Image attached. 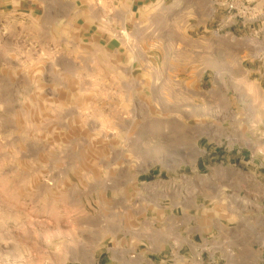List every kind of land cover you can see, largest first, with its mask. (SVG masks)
Wrapping results in <instances>:
<instances>
[{
	"label": "rangeland",
	"instance_id": "374dc122",
	"mask_svg": "<svg viewBox=\"0 0 264 264\" xmlns=\"http://www.w3.org/2000/svg\"><path fill=\"white\" fill-rule=\"evenodd\" d=\"M113 1L0 4V264H264V0ZM232 34L260 49L220 68Z\"/></svg>",
	"mask_w": 264,
	"mask_h": 264
},
{
	"label": "crops",
	"instance_id": "0c3cea01",
	"mask_svg": "<svg viewBox=\"0 0 264 264\" xmlns=\"http://www.w3.org/2000/svg\"><path fill=\"white\" fill-rule=\"evenodd\" d=\"M166 0H115L113 1L118 3V4H137V3H141V4H150V5H160V4H165ZM253 6L257 9H259L260 7V0H252ZM69 0H0V4L1 5H5L6 7H8L9 9H12L13 12H15V10H19V8L22 6L27 5L30 13L31 14H35L36 12V8L37 6H42V8H44L45 5H50V6H58V8H56V10H59V6L61 5H65L68 4ZM173 5H179V6H186V19L187 20H196L199 19L200 16H204V18L213 15L215 13V11L217 9H224L225 13L222 16V20H224L225 18H227L229 20L230 23L233 22V12L230 10H226V0H171ZM18 7V8H17ZM212 33V32H211ZM211 35V34H210ZM213 35V34H212ZM231 40H232V44L228 45L224 42H210L208 43L209 47H213L214 45H220V47H222V49L220 50V52H223L219 55V57L214 58L215 62L217 63V65L220 68H224V66L226 67V65L232 60V58L229 55V52L234 54V60L236 62V65H242L243 66V61L245 59H251L253 56H255V52H258L256 50L260 49L258 47H254L250 44H246L244 42V40L242 38L238 39V36L236 34H232L231 36ZM206 45V46H208ZM213 48H210L209 50H207V53H211ZM260 51V50H259ZM213 53V52H212ZM264 54V51H263ZM212 59V58H210ZM200 68L205 70L207 69L206 65H200ZM246 73L249 75L250 74V69H245ZM258 78H262V74L259 73L258 74ZM244 85H248L247 80L243 81ZM249 89L246 88H242L241 93H242V97L243 100L245 102H247V104L255 101V97L251 96L249 93ZM253 105V104H252ZM253 112H255V110H252ZM236 113H238L236 111ZM234 143L231 142V146L228 147V151L229 155L227 156V159L230 158L231 155H234V153H237L238 150L234 149ZM235 150V151H234ZM237 155V154H236ZM238 157V156H236ZM243 158V156L239 157ZM231 176L228 174H223V173H211L209 174V179L211 181H218L220 180V182H223L224 180L229 179ZM261 179V177H260ZM219 193H223L222 190L219 191ZM219 195V194H218ZM217 195V197H219ZM224 200H223V196L220 195V198L215 200L213 202V205L211 207V210H209L207 212V215L209 217L210 222L213 225L217 224H223V222L225 221H229L232 219L233 217V213L223 210L220 207H222L224 205ZM243 216L241 218V221L243 222V226L241 228V233L242 236H245L248 231H250L251 233H255L258 234V236H262L264 234V214L263 211L260 210L258 211L256 214H254L251 218L252 220H250L251 218H249V212L248 211H241ZM252 221L251 224H249ZM244 242V241H243ZM185 243V242H184ZM192 243L195 244V241H192ZM231 244V243H229ZM252 244L253 243H249ZM187 245V249L189 251V254H192V249L190 247L191 243L186 244ZM241 248H239L237 251H235L233 253L234 256H236V258H238L239 261H244L246 258H248V254H245L246 250H244V248L242 247V245H244V243L241 244H237L234 247L240 246ZM232 246V245H229ZM215 253V252H214ZM213 253V254H214ZM220 256H222V253L220 254Z\"/></svg>",
	"mask_w": 264,
	"mask_h": 264
},
{
	"label": "built area",
	"instance_id": "2783aa9c",
	"mask_svg": "<svg viewBox=\"0 0 264 264\" xmlns=\"http://www.w3.org/2000/svg\"><path fill=\"white\" fill-rule=\"evenodd\" d=\"M226 8L230 11H235V10H237V5L233 1H228V2H226Z\"/></svg>",
	"mask_w": 264,
	"mask_h": 264
}]
</instances>
